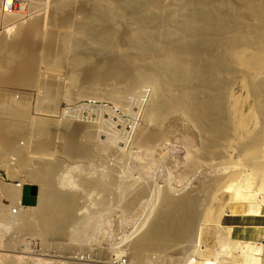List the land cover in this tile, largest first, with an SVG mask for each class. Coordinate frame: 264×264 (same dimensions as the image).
I'll return each instance as SVG.
<instances>
[{"label": "rangeland", "instance_id": "obj_1", "mask_svg": "<svg viewBox=\"0 0 264 264\" xmlns=\"http://www.w3.org/2000/svg\"><path fill=\"white\" fill-rule=\"evenodd\" d=\"M17 1H20L19 3H22L23 5H25L24 13H23V11L19 10L21 13L20 14L19 11L17 12L16 9L14 10L12 8L14 10L13 12H15L18 16H15V17L9 16L8 18L6 17L5 20H6V22H8V24L9 23L10 24L15 23L16 25L15 24H13V25L9 24V26H11V27L6 28L5 31H4V29H1L3 27L2 25H4L3 22L5 20L4 19L1 20V18H0V29H1L0 30V39L8 41V43L9 42L13 43L17 40H20L19 41V43H20L21 41H23L25 39L24 37L26 36L27 32L32 33L30 31H33L34 33L37 34V38H35L36 50L39 49V51H42L41 48L43 47V49L45 51V49H46L45 47L47 46L45 44H47L46 39H47L48 33L50 35L53 30H50L49 26H51V24L48 23L49 21H46L48 19L42 20L43 22H45V23H42V24H44L45 28L43 26L40 27L41 22H39L38 19H40L39 17L45 18V17H47L46 15L50 14L49 13L51 11L50 0H45V1L44 0H36V1L35 0H17ZM76 1L80 2L81 0H75V6H73V7H77L79 4V2H78V4L76 5V3H77ZM107 1L110 2L111 0H107ZM159 1H162L161 3L163 5L164 4L165 5H171V3H175V2H179V1H183V0H179V1L178 0H158V4L160 5L161 3H159ZM217 1L218 0H216V2ZM226 1L228 2V0H225V2ZM238 1H241V2H239L240 4H238ZM244 1L243 0H237L235 2H237V4L242 7L244 5ZM253 1L254 0H252V2ZM216 2L213 1L214 4L212 5L211 4L212 1L210 0V4H209L211 6H214L212 9L210 8L211 10L214 9L213 10L214 12H216L217 10L219 11V9H220V8H218V6H216V8H215ZM229 2L233 3L232 0L231 1L229 0ZM260 2H261V0H260ZM260 2H258L259 5H260ZM263 2H264V0H263ZM258 3L256 6H258ZM175 4L177 5V3H175ZM178 4H180V3H178ZM182 4H183V2L181 3V5L179 7H181ZM235 4L236 3H234L233 4L234 6H232L233 8H231V11H230L231 13L229 12L228 9L227 10L229 13L227 12V10H225L229 14V15L226 14L229 17L228 18L229 20H227L226 22L229 21V23H233L231 17H234L233 18V20H234L237 17V15H242V13L239 14V11L243 12L242 8H240V6H237V4L235 6ZM253 5H252V7H253ZM30 6L32 7V9ZM38 6H40V8ZM246 6H247V2H246ZM246 6L244 5V7H246ZM256 6H254V7H256ZM263 6H261V8H259L260 7L259 6L256 9H258V10L260 9L259 11L262 12L261 9L263 8V10H264ZM165 7H167V6H165ZM237 7H239V8L237 9ZM34 8H36V9H34ZM176 8H177V6H176ZM208 8L209 7H207L206 9H208ZM234 8H236L237 10H239V9L240 10L237 12V10H235ZM249 8H251V5ZM40 9H42V10L44 9V10L41 12ZM188 9H189L188 11H191L190 8H188ZM248 9L246 10V12L248 11L246 15L250 16V14H248V13L251 12L253 9L252 8H251L252 10L251 9L248 10ZM76 10H78V9L74 8V11L72 10V12H75ZM183 10H186V7L184 9H182V12H181L182 14L179 13L180 16L177 14V16L181 17L180 22L182 19H184L182 16L186 13L184 11L185 13L183 14ZM208 10H207V13L209 12ZM232 10H234V13ZM243 10L245 11L244 8H243ZM255 10L252 11V13H255V16L258 14L260 15V14L264 13V12L258 13L259 12L258 11L256 14ZM37 11H40L41 13L38 12L39 13L38 14V13H36ZM220 11H221V9H220ZM235 11L237 12V15H235ZM76 12H75V14H76ZM78 12H79V10H78ZM171 12H173V11H171ZM171 12H170V14H172ZM222 12L223 11H221V13ZM79 13H81V12H79ZM125 13H127V15H128L129 12L125 11ZM190 13H188L187 16H189ZM130 14H131V12H130ZM133 14H136V13L134 12ZM230 14H232L233 16ZM243 14H245V12H243ZM78 15L79 14L77 13V17H78ZM125 15H123L125 18L124 21H126L127 19L128 20L126 22L120 21L119 24L117 22V25H116V26H118L117 29H119V28L125 29V27L127 26L126 28H128V29L130 28L131 31H134V32H132L134 34L135 33L136 34L141 33L142 31H144L143 28L146 27V26H144L146 24L145 18H144L145 22H143V17L142 18L139 16L135 17V18H138V20L141 19L140 21L143 22V24L145 23L143 25L140 22V25H139L138 20H137L138 23H135V22L133 23V21H136V19L132 18L135 20H131V19H129V18H131L130 15H129V18H127L128 16H125ZM172 15L174 16L175 14H172ZM168 16H170V15H168ZM260 16H259L260 18L264 17L262 15H260ZM80 17L81 16L79 15L78 18H80ZM120 17L121 16H118L117 19L118 20L121 19ZM184 17H186V15H184ZM211 17H212V15H211ZM242 17H244V16L242 15ZM246 17L248 20L249 19L248 16H246ZM252 17H251L250 21L252 20ZM47 18H49V15ZM188 18L190 19V16ZM253 18H256V17H253ZM19 19L20 20L22 19L23 21L22 20L20 21ZM129 20L132 21L131 23H133V24L128 23ZM255 20L251 21V22H255ZM38 22H39V24H38ZM182 22H184V20ZM6 24L7 23H5V25ZM45 24H46V26H45ZM129 24H130V26H129ZM228 25L230 26V24H228ZM228 25L227 26L225 25V26L227 29L226 31L229 32V30L232 27L231 26L229 27ZM232 25H234V23ZM21 27H22V29H21ZM227 27H229V28H227ZM53 28L54 27L52 26L51 29H53ZM173 28L176 29V27H172V29ZM139 29H141V30L143 29V30L141 32H138V31H140ZM178 29L179 28H177V30ZM180 29H181V27H180ZM177 30H176V32H178ZM181 30L178 32L177 37L178 36L180 37L183 34L186 35L184 30H183V34L180 35V33L182 32ZM118 31H122V30H118ZM231 31H232V29H231ZM3 32H5V33H3ZM228 32H226V34ZM38 33H39V35H38ZM72 33H74V32H72ZM36 34H35V37H36ZM65 34L70 35L71 32L70 33L67 32ZM230 34L232 36V33H230ZM230 34H227V35H230ZM22 35H23V37H22ZM227 35L225 36L226 38H228ZM19 36H21V38H19ZM231 36H229V37H231ZM78 37L76 34L75 38H78ZM84 37L82 36V39L85 40L87 38V41L90 40L91 42L88 41L89 44L93 43L92 45H94V48H96V49H94L92 47V45H87V46H89V48L87 49V52H86V50H84L85 52L84 51L82 52L83 54L85 53L84 55L82 54L84 56V57H82V59H80L81 58L80 56H82L81 51L76 52L78 55L80 53L79 56L78 55L75 56V54H73V53H75V51L72 53L73 55L70 53L72 51H69V53L66 52L65 55L69 54L68 57L66 56L67 60H69V61L66 62L65 58H64V60H65V63L69 62V64L67 65L68 68L66 67L65 63L61 64V62H60V63H58L59 67L64 66V68L58 69V66H57L58 64H56L57 67H55V64H53V66H54V70H53V67L50 66L52 63L51 64L49 63L50 65H47V61L42 60V59L41 60L43 62L39 61L40 60V56H39L40 52L38 53V50H37V51H35L37 53L35 54V52H34L33 56L35 59H37L38 62L36 60H34L36 71H32L33 72V80H31L30 83L24 84V85H20L18 83H15L16 84L15 85L13 83L14 84L13 85L12 83L9 82L10 78L15 76V75L16 76L20 75L23 77V74L24 75L26 74L27 71L23 72V71H20V69L18 68L19 63H18V66H16V64L12 66V69L14 68L13 70L18 72V74L15 71L12 72V69H7L9 71L5 70L7 72L4 71L5 77L8 78L9 80L6 81L5 83L0 82V97L3 98L1 101H3L5 98H7V99H5L6 101L4 100L5 102L3 101L4 103L3 102H1V103L7 104V106H8V104L10 105V103H11V105H10L11 107H12V105L14 107V104L21 105L22 103H24L23 106L25 107V105H26L25 108L28 109V110L24 109V107L21 105V107H23V109L26 110V112L28 111L27 112L28 114H26V116H28L27 119H26V116L24 117L27 121L23 118L24 119L23 121H25L28 124L27 125L25 123L28 126V128L26 126L28 131L27 132L25 131V134L24 133L20 134V137L17 138L18 140H16L17 144H15V145L18 147H21V150L23 149L26 152V155H27L29 162L27 163V165H25V166H27L26 168L28 170L25 169V166L19 164L21 167L20 168L21 171H20L19 165L17 164L19 162L17 161V163H16L15 160H17V157L14 155V153H13V155H12V153H10L11 155L10 154L6 155L5 157H3L4 159L0 160V191H1L0 192V264H136V263H139V264H244V258H243L244 255L243 254H245V253L247 254L248 252H250L252 245L260 247V251L255 253V258H259L258 259L259 264H264V192H260V191L258 192L257 191L258 184H260V183L264 184V178H263L264 177V169H263L264 168V165H263L264 164V159H263L264 158V145H262L263 146L262 147L263 150H262L260 145L263 143L259 144L260 148L258 147L259 148L258 150L260 152H258V151L257 152L262 154V152H261V150H262L263 155L259 154L258 155L259 157L256 155L257 158L255 157V159L257 160L260 168H258V170L256 169L255 171H254L255 166L253 165V163L255 162V159L253 158L254 159V161L252 160L253 162H251V160L250 161L248 160L249 162H247L246 157H244L245 155L242 154V152L244 153V150L242 151L241 150L242 148L240 147V146L243 147V145H244L242 142L243 140H244V142L245 141L248 142L247 139L245 140V138H247V137L252 138V135L255 136L254 138H256V137H258V133H260V131H261V133L264 134V130H263L264 128H262V127H264V116H263L264 115V113H263L264 107H262L264 104L263 103L264 102V100H263L264 95H262L263 92L261 94H259L261 97H263L262 98L263 101L259 102L257 100H260L261 98L259 96L255 97L256 95H258V93L255 92L256 95H254L256 100L253 97V94H250L252 91L251 89H253V88L249 87L250 82H252V81L249 82L248 78L251 79L253 77V74L251 77L245 78V76H247V74L249 72H246V74H245L244 72L246 70L243 71V70H241V68H238V67H237V69L240 71V73H242L243 77L241 74H238L239 73L238 71L233 72L234 69H231V68L237 66L235 63V66H232L231 68L228 67V69H230L231 72H229L230 70H225L229 73V75H231L230 73H233L232 74L233 76H231L232 79L230 78V76L229 77L227 76L228 73L226 72L225 76H226V78L228 77L229 79L225 80L226 78L225 79L222 78V77H225L223 75V73L225 74V71L222 72L221 67L219 68L218 71H220V72H217V75L219 76V73H222V74H220L221 77L219 76L221 80H219V78H217V79H218V84L220 81V84H219L220 86L219 85L218 86L221 90H219L217 87V91L215 90V93L221 92V95L224 97V98L222 97V100L224 99L223 101H225V102L223 104L222 103L221 104L224 106V107L223 106L222 107L224 108L223 111H225V112H222V113L227 114L226 121L229 120V122L227 121V123H229V124L231 123L232 125L230 124V126L231 127L233 126V127L230 129V127H228V125H226V127H228V129H230V131H229L230 133H227V131H226L227 136L231 134V137L228 136L229 138H227V139L224 138L225 141L223 139V142H222V138L220 141V139H219L220 136L216 135L218 133L217 132L218 130L215 131V132H217V133H215V136L218 138V140L221 143H223V144H221L218 141V144L220 146L217 144L218 147H216L217 145L215 146V143H217V142L214 143L213 141L215 138L211 137V136H213V133H214L213 130H216L215 129L216 126H215V128H214V126H212L213 127V129H211L212 132L208 128V130L212 134L207 133L206 127L204 129L205 131H203L204 127L201 128L200 125L202 123H204V125L202 124L203 126H207V127L211 126L210 125L211 119L210 120L204 119L205 121L209 120L208 122H206L209 126L207 124L205 125V122L202 120H201V124H199V122H195L196 120L194 119V117H192V115H189L188 113H186L185 105L182 104L183 102L180 101L181 97L178 96L180 91L175 89L176 87H174L173 89L170 88L172 91L169 89H166V90H168L166 94H165L166 90L160 91V88H159V92L164 93L166 97H167V94H169V97L172 94L173 99H172V96L170 99L174 103L170 107H167V109L163 113V116L160 117V119H162V121L160 120L161 122L157 119L160 124H158V122H157L158 126H156L157 125L156 122L151 123L145 117L146 116L145 113H147L148 107L150 108L151 105L156 100H158V98L155 101L153 99V98H155L156 95H157L156 97H158V95H159V94H157V93H159V92H157L158 89L156 88L157 91L155 90L153 83L143 81V83L140 82V84H135V86L133 85L130 89H126L127 87L124 88V86H126V85H122L121 83H123V82L121 80H118L119 77L117 78V76H114L115 78H113V76H111L110 77L111 80L108 77L107 78L108 83H106V81L104 80L105 79L104 77H103V81H102L101 79L97 78L95 76V74H93L94 76H91L92 72L94 71V70H92V69H94L93 68L94 66H92V65L97 66L99 64V66H100V63L101 62L104 63V61H105L104 64L106 65V62L111 60V56L116 57V55L117 56H122V55L123 56H125V55L130 56L133 52V54L131 55L133 57L139 53V50H140V52L141 51L145 52L146 48L144 50H141L133 44H129V45L127 44L128 45V47H127L126 43H125V46L123 43H118V45L117 44L112 45V44L101 42V40L99 41L98 39L95 40V42H94V40H93L94 38L93 39L91 38L93 41L91 39H88L92 36H89V37L86 36L85 38ZM183 37H184V35H183ZM22 38H24V39H22ZM48 38H49V36H48ZM80 38H78V39H80ZM160 38L161 37L158 36V39H160ZM183 39L188 40L187 35H186V38L184 37ZM161 40H158V41H161ZM176 40L181 41L180 38H176ZM185 41L186 40H183L182 43H184ZM84 42H86V40ZM88 42H86V43L88 44ZM163 43H164V41H163ZM178 44H176V45H178ZM225 44H224V46H226ZM262 44L264 46V40H263V42L261 41L260 45H262ZM122 45L124 46L125 50H127L131 53L125 51L123 49ZM234 45L235 44H233V47H234ZM90 46L95 50V52H92L94 50H92V48L90 49ZM98 46H99V48H98ZM132 46H134V47H132ZM263 46L257 47V48H259L258 50L260 52L262 51V50H260V48L263 49L264 48ZM226 47L227 48L229 47L228 44ZM233 47L231 46V48L229 49L230 53L235 51V49ZM236 47L237 46H235V48ZM253 47L255 48L256 46H253ZM89 49H90V53L92 52L95 56L93 54L90 55V53L88 52ZM231 49H232V52H231ZM154 50L155 49H152V48L148 49L147 48V50L145 52L146 55L144 54V56L148 57L147 55H149L150 58L149 57L148 58L151 61L145 57H144L145 58L144 60L148 59L150 62H153L155 58H158V56L155 54L157 52H155ZM258 50L256 52L260 53V52H258ZM247 51H248V53H250L253 50H252V48H251V50H248V48H247ZM120 52H121V54H119ZM86 53H88V54H86ZM171 53H174V51L170 52V55L172 56ZM263 53L264 52H262V54ZM70 54H71V57L73 56V58L75 57V59H76V57H78L80 60L76 59L78 61H75V59H74V62H75L74 63L72 60L73 58L72 59L70 58ZM110 54H112V55L110 56ZM35 55L37 57H35ZM65 55H64V57H65ZM170 55H167V56H170ZM85 56H87L86 58H88V59H85ZM101 56H102V58H100ZM108 56H110V57H108ZM155 56H157V57H155ZM162 57L163 56L158 58V60H160V58L162 60H161V62L158 61L157 64H159V63L164 64L163 61H165V59L163 60ZM231 57H232V55H231ZM83 58L85 61H83ZM228 58H229V54H228ZM86 60H88V61H86ZM144 60H143V62H146L149 65L150 62L148 63L147 61H144ZM231 60H232V58H231ZM231 60H229V61L231 62ZM44 61H45V63H44ZM53 61H54V59H53ZM227 61H228V59H227ZM70 62L71 63L73 62V65H71ZM79 62H81V65L84 63L85 64L81 66L80 64H78ZM98 62H100V63H98ZM110 62H107V63L109 64ZM143 62H141L142 65H143ZM76 63L78 65L77 67H79V68L76 67L77 69L74 68ZM104 64L103 65L101 64V66H104ZM190 64H193V63L191 62ZM228 64L234 65V63H232V62L228 63ZM148 65L145 64V66H144L145 70H149V69H151V67L154 69V66H156L153 63H152V66L150 63L151 67ZM195 65H197V64L195 63ZM91 66H92V68H91ZM146 66H148L150 68L147 69ZM206 66L207 65H205V67ZM80 67H82L83 69ZM226 68L227 67H225V69ZM16 69L17 70L19 69V70L17 71ZM79 69H82V71ZM86 69H87V72H86ZM237 69L235 68V70H237ZM223 70H224V68H223ZM84 71H85V73H84ZM89 72H91V74H89ZM165 72H166V74H165ZM170 72H171V68L168 69L167 71H164V73H163L164 74L163 79H164V82H166V83H168V78H169ZM11 73H13V75ZM250 75H251V72L249 73V76ZM237 76H238V78H237ZM255 76L256 75H254V78H255ZM70 77L75 78L76 81L73 82ZM87 77H89V78H87ZM239 77H241V78H239ZM92 78L94 80L96 79V82H94V80ZM254 78H252V80ZM75 79H73V80H75ZM89 79L90 80L92 79L93 81L92 80L90 81ZM222 79L225 81H222ZM245 79H247V80H245ZM257 79H258V77H257ZM99 81L103 82V83L100 82L102 85L99 83ZM111 81H112V83H111ZM92 82H94V83H92ZM253 82H254V80H253ZM105 83H106V85H104ZM221 83L224 85H222ZM252 83H251V85H252ZM17 84H18V86H17ZM246 84H248V85L246 86ZM45 85L46 86L50 85V86H47L48 87L47 88ZM189 85H190V83H189ZM44 86L47 89L44 88ZM195 86L197 87V85H195ZM91 87H93V88H91ZM95 87H98V89H96ZM111 87H114L112 95H111V93H112ZM190 87H192V84ZM247 87H249L248 90H247ZM49 88H51V90ZM188 88L189 87H187V89ZM194 88L192 87L191 90L193 91ZM222 88H224V89H222ZM43 89L45 91H43ZM92 89L93 90L95 89V90L93 91ZM106 89H108L107 91L110 90L111 92L107 93ZM56 90H57V92H56ZM117 90H118V92H117ZM189 90H190V88H189ZM168 92H171V93H168ZM50 93H51L50 96H55V97L58 96L57 101H59V103H57V101H56L55 104L57 103L58 105L56 104L57 107L54 106V108L55 107L57 108L56 110L53 109V107L50 108V106L45 104L44 100L46 99V101H47V99L50 96L49 97L47 96L48 98H45V97H46V95H49ZM57 93H60V94H57ZM218 93H216L217 97H219V96L221 97V95L220 94L218 95ZM120 94H121V96H120ZM114 95H115V98L112 97ZM42 96L44 97V100H43ZM206 96L208 98L207 94H205V98H206ZM10 97H11V99L12 98L13 99L9 100ZM116 97L117 98L119 97V100L116 99ZM202 97H203V95H202ZM122 98H124V101ZM40 99H42V101ZM152 99H153V103L151 102ZM8 101H10V102H8ZM6 102H8V103H6ZM12 102H15V103H12ZM39 102H41V103L43 102L47 106H44L43 104H41ZM259 103H263V104H261V107H260ZM227 105H228V107H225ZM253 105H254V107H252ZM176 106H178V107H176ZM256 106H257V108H258V106L261 109L263 108V110H261L260 108H258L259 110H257ZM44 107H45V109H44ZM173 107L176 109L174 110ZM194 107H196V106L194 105ZM235 107L239 112L236 111ZM248 107H249V109H248ZM178 108H180L179 109L180 111L179 110L177 111ZM225 108H227L228 110ZM46 109H48V110H46ZM168 109H169V111H168L169 113L167 112ZM51 110H52V112H51ZM226 110H227V113H226ZM55 111H57V112H55ZM170 111H171V113H170ZM235 111L238 113L235 114L236 113ZM261 111L263 113L262 115L257 114V113H261ZM255 112L257 115L255 114ZM0 113H2L1 110H0ZM3 113H5V112H3ZM3 113L0 114V119L2 118L1 119L2 122L7 123L6 121H8L10 117L6 113H5V115H6V117H5V115ZM241 114H242V116H241ZM58 115H60V116H58ZM258 115H261L262 117L261 116L258 117ZM164 116H166V117H164ZM176 116H178V117L176 118ZM221 116H222L221 122L223 121L226 123V121H224L225 118H223L225 115L224 116L221 115ZM228 116L231 118H229ZM242 118H243V121H245L244 118H246V122H247L246 125L247 126L245 125V122L243 123L245 125L246 129L244 127L242 129L238 125V123H239L238 119L242 120ZM252 118H254L255 120ZM11 119L14 120V118H11ZM17 119L15 118L14 121L17 122ZM39 119L48 120V122H50V123L53 120H54V122L56 121V123H54V126L56 128H54V126L52 125L53 127H51V129L52 128H54V129H52V131L50 129V132H51L50 138L52 139V142H54V143H51L52 145H50V147H49L50 148L49 152L45 151L41 154V156L39 155L40 153H37V151H35V148H34L36 141H38L39 138L41 139V137H42L40 135L41 132L38 134L37 130L34 128V127H37V122H39ZM4 120H6V121H4ZM13 120H11V121H13ZM168 120H169V122H168ZM211 121L213 123V120H211ZM150 123H151V125H150ZM154 124H156V125H154ZM235 124L239 126L238 132L235 131L237 129V126ZM66 126L68 127L67 131L70 130L69 133L65 132ZM84 126H85V129L87 128L86 129L87 131L89 130L88 134L90 135V139L92 140V142L95 141L97 143V144L94 142L92 143L93 144V147H92L93 154H95L96 156L92 154L93 155V157L91 156L92 160L84 159L85 163L80 162L81 160L83 161V158L82 159L80 158L81 156L79 157V156H77V154H75V156H74V154H73L74 152H76L75 150L77 149V144H78V142L76 140L77 138H75V137H77V136H75L76 132H78V129H80V127L82 128ZM149 127H152L153 129L149 128ZM198 127H200L201 129H199ZM145 128H146V130H148L147 131L148 133L147 132L146 133L150 137L149 138L148 136L147 137L143 136L144 138H149V140H150V141L148 140L149 142L146 140L148 142V143L145 142V146L147 145L146 147L135 144L136 143L135 139L137 140V138L142 135L141 132L145 133V131H146ZM234 128H235V130H234ZM260 128H262V129H260ZM142 129L144 130V132L141 131ZM150 129L153 132L156 130L158 132L157 135L155 132L154 133L151 132V134L153 133V135H151L149 132ZM228 129L225 128V130H228ZM232 129L235 131V133H238V135L236 134L237 137L235 135H232V134H234L231 131ZM33 130L36 131V133L33 132ZM98 131L100 134L98 133ZM159 132L161 133V135H163L162 138H160L161 135H159ZM32 133H34V134H32ZM54 133H56V135ZM224 133H225V131H224ZM64 134H66V135H64ZM138 134H139V136H138ZM147 134H145V135H147ZM154 134L158 137V139L160 138L161 141H160V139L159 140L157 139L155 141L152 140L151 137L154 138L155 137ZM206 134L210 137H207ZM263 134H262V136H261V134H259V136H261L260 140L262 138V140L260 142H264ZM39 135H40V137H39ZM233 136L236 137V140H234ZM243 137H244V139H243ZM140 138H138V139H140ZM210 138L213 139L212 142L209 141ZM239 138L241 139L242 143L239 141ZM96 139H97V141H96ZM248 139H250V138H248ZM216 140L217 139H215V141ZM251 140L252 139H250L249 141H251ZM156 141H157V143H156ZM163 141L165 144H163ZM237 141H239V142H237ZM159 142H161V143H159ZM158 143H159V145H158ZM208 143L210 144L209 147L211 146L210 148H213V149L217 148V149L212 150V149H209L208 146L204 145V144L208 145ZM213 143H214L215 147L213 146ZM53 144H54V146H53ZM237 144H238V147L241 149L236 147ZM69 145H71V147ZM68 147H70V148H68ZM142 148H143V150H142ZM225 148H226V150H225ZM121 149H122V151H120ZM208 149L210 151H208ZM213 152H214V154H213ZM238 153H239V156H238ZM204 156H205V158H204ZM74 157L75 158L79 157V158L75 159ZM189 157H191V158H189ZM5 158L8 161H6ZM240 158H241V160H240ZM42 159H44V160H42ZM190 159H191V161H190ZM77 160H79V161H77ZM229 160H230V162H229ZM231 160H232V162H231ZM95 161H96V163H95ZM187 161H188V163H187ZM192 161H194V162L192 163ZM197 161H198V163H196ZM73 162H75V163H73ZM257 162H255V164ZM38 163L42 164V166L44 168H42V166H40L41 167V170H40ZM46 164L49 166L52 165V167H53L52 171H53V169L56 171H57V169H60V170H62V173H64V172L66 173L67 171H70V172L76 171L77 172V169L81 170V168H83L84 172H86L87 174H89L92 171H94L95 173L97 172L98 173L97 175L94 174L95 177H97L100 174L99 172L106 171V170H108V171L110 170L111 172H115L114 174H116V173L118 175L121 174V176L119 175V177H116L118 175L117 174L115 175L116 181L114 179L115 183H114L112 189L110 190L111 192L109 191L106 195L103 196V201L105 204L100 201V198H101L100 196L102 194L100 193L98 188H95V192H94L95 195L90 196V195H92V194H90L89 196H87V198L90 197L91 199L89 198V201H88V199L86 198L87 201H85L83 203L84 205H86V207L83 204H82L83 206L81 205L82 207L81 206L79 207V209H83V210L77 211L78 212L77 215H79V216H76V219L72 220V222L74 221L73 223H71L72 226L70 225V223L68 225H66V227L69 225L70 226L67 228L65 227L66 231L63 230L64 234H62L63 233L62 232V233L57 234V236L49 235L50 237L43 236V238H42V234L40 235L39 233H37V230H39L38 229L39 228V223H38L39 220L37 217H34V218L37 219V220L35 219V221L38 224H35L36 222L33 221V219L31 220L32 225L34 224V225L38 226V228H36V232H34L35 230H33L34 234L31 233L32 230H29L30 232H28V230H26L27 232H25L23 230L24 231L23 232L20 227H19L20 229L17 228V226H19V224L17 225V222L18 223L20 222V221H17L18 216L20 214V212H19L20 209L17 208L18 206L17 207L14 206V202H13L12 198H10L9 196L7 197V194L3 193V189L5 192L8 190V188L17 187V186L21 185L22 181H23V183L25 182L26 184H28L30 181L29 180V178H30L29 172H31V170H33L35 168H39L38 170H40V172L44 169H45L44 171H46L47 169H49L48 167L44 166ZM80 164L83 166L81 167ZM192 164H195V165L193 166ZM101 165H103V166H101ZM75 166H76V168H75ZM92 166L93 167L95 166V168H93ZM22 167H24L23 170H22ZM91 167H92V169H91ZM109 167H110V169H109ZM261 167H263V168H261ZM55 168H57V169H55ZM66 169H68V170H66ZM70 169H72V170H70ZM83 169L81 171H83ZM26 170L29 174L28 176H27V172H25ZM38 170L35 169L34 172L38 171ZM50 171L51 170H49V172ZM238 171L241 172L242 176L238 177L239 179L238 178L234 179L236 176H240V175H237L239 173H236ZM118 172H120V173H118ZM234 172L236 175L233 174ZM54 173H55V171H54ZM56 173L58 174V172H56ZM229 173H232V174L229 175ZM251 173H254L255 175L251 174ZM57 174L55 175V177L57 176ZM233 175L235 177L231 178V176H233ZM55 177H53V179L51 178L53 180V181L52 180L51 181L54 182L52 186L57 187V184H58V188L60 190H61V188H63V189L68 188V187H66V185L63 182L60 183L61 181L65 182L64 176H63L64 180H63L61 175H59V177L58 176L56 177V179L61 178V179H59V181L57 180L58 183H56V180H54ZM247 179H248V181L249 180L252 181L251 183H252V185H254V186H252V189L250 191H241L240 193H239V191H236L235 189H238L241 186L240 183H242L244 180H247ZM230 180H232V181H230ZM125 181H127L128 183ZM238 181L239 182L241 181V182L239 183ZM65 183H67V182H65ZM116 183H117V185H116ZM118 183H120L119 186H118ZM121 183H123V184H121ZM59 185L60 186L63 185V186H61V188H60ZM117 186H118L119 192L117 191L118 190ZM123 186H125V187H123ZM211 186H212V188H211ZM230 186H232L231 190H230V188H228ZM254 188H255V190H254ZM166 190H168L169 194L173 195L172 199H174L176 197L177 198L183 197L186 194H187V196L189 195L190 197L192 195L193 199L196 197L194 199V203L196 202V204L195 205L193 204V209H195L194 214H196V216L192 215V216H195L194 217L195 219L192 218V224H191L192 227L190 228L191 230H189L191 233L188 232L187 235H189V236L185 237L184 240L187 239L185 242H183L184 240L181 241V243H180V241H178L179 243H177V245H175V246H178L179 244L180 245L183 244L181 246L179 245L181 248L179 246H178L179 248L176 247L178 250H176V248L174 246L173 247L175 248V250L173 249V247L171 248L172 250L164 249V247H166L167 244L164 246H160L161 249H158L159 246H157L158 248L156 246H155L156 248L150 247L151 249L149 248V250H148L149 252L146 249L145 250L146 252L143 253L144 249L142 250L140 258L142 256V254L143 255L145 254L143 256L144 258H141L139 260V262H138V259H136L137 261L136 260L133 261L135 258L132 260V258H133V255H132L133 252L132 251H133L137 236H139V234H141L143 232V230H145V229H143V227L147 228V226H148L147 224H149L151 219H154V217L152 215H156L158 211L160 212L163 209V207L162 208L160 207V205H161L160 203L163 201L162 200L163 199L162 198L163 197L162 192H164L163 195L166 196V193H167ZM122 192H124V193H122ZM157 192H158V194H157ZM98 193H100V195ZM117 194H119V195H117ZM159 194H160V196H159ZM134 195H136V196H134ZM157 195H158V198H157ZM171 195L167 194V197H171ZM118 198H120V199L118 200ZM155 198H157L156 201H155ZM160 198H162V199H160ZM68 199H69V197H68ZM92 199H95L96 201L92 200ZM160 200H162V201L160 202ZM90 201H91V204H89ZM93 201H94V203H93ZM98 201H100L102 203V206L103 205L104 206L103 207L100 206V202H98ZM153 202L156 205L153 204ZM21 203H22V200H21ZM149 203H151V204H149ZM93 204H95V205H93ZM22 205H23V203H22ZM23 206H25V205H23ZM92 206L93 207L95 206V207L91 208ZM161 206H163V203ZM11 207L12 208L14 207L13 210H16L17 214L12 213L13 211L10 210ZM158 207H159V209H158ZM84 208L87 211H85ZM155 208H156V210H155ZM160 208H161V210H160ZM149 212H150V214H149ZM81 213H83V214H81ZM11 215L16 217V218H14L16 221V222H14L16 224V226L14 223H13V225H10V223H9V221L12 217ZM149 216H151V219ZM142 217H143V219H142ZM14 219L12 217L13 221H14ZM18 220H20V219H18ZM143 221H144V223H143ZM33 226H32V228H33ZM35 227L36 226H34V229H35ZM19 231H22V232L19 233ZM65 233H66V235H65ZM25 234H28V235H25ZM63 236H65V237H63ZM22 237H24V238H22ZM44 237H46V238H44ZM8 242L10 245L8 244ZM237 242H239V247H240V248L238 247L239 249L236 248V245H235V243H237ZM9 247H12V248L9 249ZM169 247L167 246V248H169ZM182 248H184V249L182 250ZM236 249L238 251H236ZM225 251H227V252H225ZM19 257H20V259H19Z\"/></svg>", "mask_w": 264, "mask_h": 264}, {"label": "bare ground", "instance_id": "obj_2", "mask_svg": "<svg viewBox=\"0 0 264 264\" xmlns=\"http://www.w3.org/2000/svg\"><path fill=\"white\" fill-rule=\"evenodd\" d=\"M36 1V0H35ZM45 1V0H44ZM179 1V0H178ZM212 1V5L214 4L213 3V1H215L216 2V0H211ZM231 1V0H230ZM233 1V3L232 2H229V0H228V2L226 1L225 2V0L223 1V0H218L216 3H215V8H216V6H218V8H220L221 9V11H225V10H229V12L231 11V8H233L232 6H234L233 4L234 3H236L237 4V2H235V1H237V0H232ZM244 1V0H243ZM257 1V0H256ZM255 0L252 2V0H245L244 1V5L246 6V2H247V6L246 7H244V5L241 7L240 5H238V4H240L239 2H241V1H238V4H237V6H240V8H242V11L243 12H245V14H243V12H240L239 10H237L239 7H237V9L236 8H234L235 10H237V12L239 11V14L240 13H242V15L244 16V17H242V15H237V12L235 11V15H237V17L233 20V18L234 17H231V19H232V21H233V23H234V25H232L233 23H229V21L228 22H226L227 20H229L228 18V10H227V12L224 14L223 12V14L221 13V11H220V9H219V11L217 10L216 12H214L213 10H211L214 6H211V5H209L210 4V0H183V1H179V2H175V3H177V5L175 4V3H171V5H163L161 2L162 1H159V3H161L160 5L158 4V0H111L110 2L109 1H107V0H81L80 2L79 1H76L77 3H76V5L78 4V2H79V4H78V6L77 7H73V6H75V0H50V9H51V11L49 12L50 14H48L49 15V18H47L48 17V15H46L47 17H45V18H42V17H39L40 19H38L39 20V22H41L40 24H41V26L40 27H44V24H42V23H45V22H43L42 20L43 19H48V20H46V21H49L48 23L49 24H51V26H49L50 27V30H53L52 32H51V34L49 35V33H48V36H49V38H48V36H47V39H46V42H47V44H45V45H47L45 48V51H44V49H43V47L41 48V50L42 51H39V49H37L38 50V53L40 52V54H39V56H40V60L39 61H41V62H43L42 60H45V61H47V65H50L51 63V67H53V70H54V66H53V64H55V67H57L58 66V69L60 68V69H63L64 68V66L63 67H59V64L58 63H60L61 62V64H63V63H65V60H66V62L67 61H69V60H67V57L69 56V54H67V55H65V53L66 52H68L69 53V51H72V52H70L71 54L75 51V53H73V54H75V56H77L78 54L76 53V52H80L81 51V55L83 54L82 52L84 51V50H86V52H87V49L89 48V46H87V45H92L93 43H90L89 44V42L88 41H90V40H88L87 41V38L85 39L86 40V42H88V44L86 43V42H84L85 40L84 39H82V36L84 37H89V36H92V37H90V38H88V39H93L94 40V42H95V40H101V42H104V43H108V44H112V45H118V43H123L124 44V46H125V43H126V45L128 44H133V45H135V46H137L139 49H141V50H144L145 48V52H146V50H147V48L149 49H155L154 51L155 52H157V53H155L157 56H158V58L159 57H161V56H163L162 58H163V60L165 59V61H163V63L164 64H157V62L159 61V62H161V58H160V60H158V58H155L154 59V61L153 62H150L151 60L149 59L150 58V56L149 55H147L148 57H145L144 56V54H145V52H140V50H139V53L138 54H136V56H131L132 54H133V52H132V54L130 55V56H128V55H125V56H117L116 55V57L115 56H111L112 54H110V56H111V60H109V61H107V62H110L109 64L106 62V65L104 64L105 63V61H104V63H100V62H98V63H100V66H99V64L96 66V65H92V66H94L93 68L94 69H92V70H94L93 72H92V74H91V72H89V74H91V76H94L93 74H95V76L97 77V78H99V79H101L102 81H103V77L105 78L104 80L106 81V83H108V77H109V79H110V77L111 76H113V78H115L114 76H117V78L119 77V79L118 80H121L123 83H121L122 85H126V86H124V88H126V89H130L133 85L135 86V84H140V82L141 83H143V81L144 82H150V83H153V86H154V88H155V90L157 91V89H158V91L157 92H159V88H160V91H165L166 89H169V90H171L170 88H174V87H176L175 89H177L178 91H180V93L178 94V96H180L181 97V100L180 101H182L181 103L182 104H184L185 105V108H186V113H188L189 115H192V117H194V119L196 120L195 122H199V124H201V120L202 121H204L205 122V125L207 124L206 122H208L210 119L211 120H213V123H212V121L210 120V125L211 126H209L208 124V126L209 127H207V126H203L204 125V123H202L201 125H200V127L201 128H203V131H205L204 129H205V127H206V130H207V133H210V134H212L211 132H212V130L211 129H213V127L212 126H214V128H215V126H216V130H213V136H211V137H213V138H215V139H217L216 141H215V139H214V143L215 142H217V143H215V146L218 144V138L215 136V133H217L216 135H218V136H220L219 137V139H220V141H221V138H222V142H223V139L225 138V139H227V138H229V137H231V134L230 135H228L227 136V133H230L229 131H230V129L233 127H231L230 126V124L229 123H227V121L229 122V120H227L226 121V118H227V114H224V113H222V112H225V111H223V103L225 102V101H223L222 100V95H221V92H216V93H218V95L220 94L221 95V97L219 98V97H217V94L215 93V90L217 91V87H218V89L219 90H221L220 88H219V84H220V81H219V84H218V79L217 78H219V80H221L220 79V77H221V75L220 74H222V73H219V76L217 75V72H220V71H218L219 70V68L221 67V69H222V72L223 71H225V70H230V69H228V67L229 68H231L232 66H235V63H236V67H232L231 69H234V71L233 72H235V71H238L239 73L238 74H241L242 75V73H240V71L237 69V67L238 68H241V70H243V71H245L244 73L246 74V72H251V75L249 76V73L247 74V76H245V78L246 77H251L252 76V74H253V77L252 78H254V75H256L255 76V78L253 79L254 80V82H253V80H252V78L251 79H249L248 78V80H249V82L250 81H252V82H250V85H249V87H251V88H253V89H251L252 91H251V93L250 94H253V97H254V95H256V93H258V95H256L255 97H257V96H259L261 99L260 100H257V101H259V102H261V101H263L264 100V98L263 97H261L259 94H261L262 92V95H264V53L262 54V52H264V48L262 49V48H260V50H262L261 52L258 50L259 48H257V47H262L263 46V44L262 45H260V43H261V41L263 42V40H264V17L263 18H260L261 16L260 15H262V16H264V13H262V12H264V10H263V8L261 9V11L262 12H260L258 9H256L257 7H259V8H261V6H263L264 5V2H263V0H261V2H260V0H258L257 2H256ZM20 1H17V0H0V18H1V20L2 19H6V17L8 18L9 16H18L15 12H13L15 9L17 10V12L20 10V11H23V13H24V7H25V5H23L22 3H19ZM166 2V1H165ZM174 2V1H173ZM183 2V4H182V6L181 7H179L180 5H181V3ZM256 2V3H255ZM258 2H260V5H259V3ZM178 3H180V4H178ZM218 3V4H217ZM231 3V4H230ZM255 3V4H254ZM257 3H258V6H256L257 5ZM41 4V3H40ZM167 4V3H166ZM217 4V5H216ZM236 4H235V6H236ZM242 4V3H241ZM254 4V5H253ZM43 5V4H42ZM163 5V6H162ZM175 5V6H174ZM250 5H251V8L253 9H251V8H249L250 7ZM252 5H253V7H252ZM165 6H167V7H165ZM172 6V7H171ZM176 6H177V8H176ZM249 6V7H248ZM254 6H256V7H254ZM31 7V6H30ZM39 8H40V6H38ZM179 7V8H178ZM186 7V10L188 11L189 9L188 8H190V10L191 11H186V10H183V14L184 15H186V17H184V15L182 16L184 19H182L181 20V22H180V19H181V17H179L180 16V14H182L181 12H182V9H184ZM207 7H209L208 9H206ZM264 7V6H263ZM14 10H13V9ZM38 8V9H39ZM44 8V7H43ZM74 8H76V9H78L79 10V12H81V13H79L78 12V10H76L75 12H76V14H75V12H72V10L74 11ZM192 8V9H191ZM211 8V9H210ZM217 8V9H218ZM243 8L245 9V11L243 10ZM249 8V9H251L252 11H254L255 9V11H256V14H257V12L258 13H262V14H258V15H256L255 16V13H252V11L251 12H249L248 14H250V16L252 15L253 17H256V18H253L252 16V20L251 21H254L255 19V22H251L250 21V19H251V17L249 16V15H246L247 14V12H246V10ZM255 8V9H254ZM31 9H32V7H31ZM34 9H36V8H34ZM248 9V10H249ZM44 10V9H43ZM42 9H40V11L42 12L43 11ZM207 10L209 11L208 13H207ZM211 10V11H210ZM20 11H19V13H20ZM40 11H37L36 13H38V12H40ZM125 11H127V12H129L128 13V15H127V13H125ZM133 11V12H132ZM171 11H173V12H171ZM185 11V12H184ZM233 11V13H234V10H232ZM40 12V13H41ZM130 12H131V14H130ZM136 13V14H133V13ZM146 12V13H145ZM170 12L172 13V14H175L174 16L172 15V14H170ZM176 12V13H175ZM191 12V13H190ZM214 12V13H213ZM35 13V14H36ZM48 13V12H47ZM77 13L82 17H80V18H78L79 17V15H78V17H77ZM180 13V14H179ZM188 13H190V19L188 18L189 16H187V14ZM193 13V14H192ZM213 13V14H212ZM231 13V12H230ZM232 13V14H233ZM252 13V14H251ZM21 14V13H20ZM33 14V13H32ZM31 14V15H32ZM39 14V13H38ZM126 14V15H125ZM177 14L179 15V16H177ZM192 14V15H191ZM226 14H228V15H226ZM232 14H230V15H232ZM30 15V16H31ZM37 15V14H36ZM41 15V14H40ZM123 15H125V16H128L127 18H129V15L131 16V18H129V19H131V20H135L136 19V21L138 20V18H135V17H143V22H145L144 24H143V22H141L140 20H138L139 21V23H138V21L136 22V21H133V23L135 22V23H138L139 25H140V22L144 25V26H146L145 28H143L144 29V31H142L141 29H139L140 31H138V32H141V33H132V32H134V31H131L130 30V28L128 29V28H126L125 27V29L123 28H119V29H117V27L118 26H116L117 25V22H118V24L120 23V21H124V16ZM168 15H170V16H168ZM211 15H212V17H211ZM248 16V20L250 21H248L247 20V17L246 16ZM34 16V15H33ZM42 16V15H41ZM118 16H121L120 18L121 19H117V17ZM168 16V17H167ZM172 16V17H171ZM193 16V17H192ZM233 16V15H232ZM260 16V17H259ZM175 17V18H174ZM246 17V18H245ZM18 18V17H17ZM20 18V17H19ZM123 18V19H122ZM126 18V19H127ZM132 18H135V19H132ZM146 20H145V19ZM187 18V19H186ZM12 19V18H11ZM15 19V18H14ZM24 19V18H23ZM34 19V18H33ZM186 19V20H185ZM259 19V20H258ZM3 20V21H4ZM20 20V19H19ZM22 20V19H21ZM20 20V21H21ZM118 20V21H117ZM128 20V19H127ZM126 20V21H127ZM145 20V21H144ZM184 20V22H182ZM258 20V21H257ZM9 21V20H8ZM23 21V20H22ZM35 21V20H34ZM126 21H124V22H126ZM130 21V20H129ZM128 21V23H131L132 21H130L129 22ZM231 21V22H232ZM10 22V21H9ZM39 22H38V24H39ZM227 24H226V23ZM4 23V25H2L3 27L1 28V29H4V31L6 30V28H8V27H11V26H9V24H8V22H6V20L3 22ZM5 23H7L6 25H5ZM21 23V22H20ZM47 23V24H48ZM127 23V24H128ZM133 23H131V24H133ZM13 24H15V23H12V24H10V25H13ZM48 24V25H49ZM228 24H230V26L232 27L231 29H232V31H231V29L229 30V32L228 31H226L227 29H226V26L228 25ZM16 25V24H15ZM123 25V24H122ZM226 25V26H225ZM45 26H46V24H45ZM54 27L53 29H51V27ZM129 26H130V24H129ZM142 26V25H141ZM229 26V25H228ZM229 26V27H230ZM137 27V26H136ZM143 27V26H142ZM172 27H176V29H172ZM180 27H181V29H180ZM229 27H227V28H229ZM37 28V27H36ZM45 28V27H44ZM132 28V27H131ZM177 28H179L178 30H177ZM0 29V30H1ZM12 29V28H11ZM21 29H22V27H21ZM31 29V28H30ZM39 29V28H38ZM40 30V29H39ZM117 30V31H116ZM118 30H122V31H118ZM176 30L179 32L180 30L182 31L181 33H180V35L181 34H183V30L185 31V33H186V35H187V38H188V40L187 39H183L184 37L186 38V35L185 34H183L184 35V37H183V35L182 36H178L177 37V34H178V32H176ZM11 31V30H10ZM22 31V30H21ZM24 31V30H23ZM27 31V30H26ZM2 32V31H1ZM30 32H32V33H29V32H27V34H26V36L24 37V38H22V39H24L23 41H21L20 43H19V41L20 40H17V41H15V42H13V43H8V41H5V40H2V39H0V82H6V81H8L9 79L8 78H6L5 77V72H7V71H9V70H7V69H12V66L13 65H15L16 64V66H18V63H19V69H20V71H23V72H25V71H27L26 72V74L24 75L23 74V77L22 76H13V77H11L10 78V83H18V84H20V85H24V84H28V83H30L31 82V80H33V72L32 71H36L35 69V61L34 60H36L37 61V59H35L34 58V52L35 51H37L36 50V46H35V44H36V41H35V38H37V34L36 33H34L33 31H30ZM48 32V31H47ZM70 33L71 32V34L70 35H67V34H65V33ZM72 32H74V33H72ZM226 32H228L227 34H230V33H232V36H231V34L230 35H227L226 34ZM3 33H5V32H3ZM20 33V32H19ZM54 33V34H53ZM7 34V33H6ZM24 34V33H23ZM35 34H36V37H35ZM41 34V33H40ZM76 34H77V37L78 38H80V39H78V38H75V36H76ZM228 36V38H226L225 36L226 35ZM2 35V34H1ZM38 35H39V33H38ZM53 35V36H52ZM225 35V36H224ZM13 36V35H12ZM158 36H160L161 38L160 39H158ZM229 36H231V37H229ZM22 37H23V35H22ZM46 37V36H45ZM84 37V38H85ZM19 38H21V36H19ZM176 38H180L181 39V41L180 40H176ZM230 38V39H229ZM16 39V38H15ZM44 39V38H43ZM82 39V40H81ZM91 39V40H92ZM162 39V40H161ZM37 40V39H36ZM41 40V39H40ZM45 40V39H44ZM43 40V41H44ZM92 40V41H93ZM158 40H161V41H158ZM176 40V41H175ZM183 40H186L184 43H182V41ZM163 41H164V43H163ZM176 43H175V42ZM38 42V41H37ZM45 42V43H46ZM61 42V43H60ZM91 42V41H90ZM162 42V43H161ZM181 42V43H180ZM174 43V44H173ZM179 43V44H178ZM226 43V44H225ZM101 44V43H100ZM176 44H178V45H176ZM224 44L227 46V44H228V48L226 47V46H224ZM233 44H235L234 45V47H233ZM260 46H259V45ZM44 45V44H43ZM107 45V44H106ZM128 45H127V47H128ZM239 45V46H238ZM97 46V45H96ZM95 46V47H96ZM103 46V45H102ZM101 46V47H102ZM124 46L122 45V47H123V49H124ZM231 46L235 49V51H233L232 52V49H231V52L232 53H230L229 52V49L231 48ZM235 46H237L236 48H235ZM241 46V47H240ZM253 46H256L255 48L258 50V52H260V53H257L256 51V49L253 47ZM92 47L94 48V45H92ZM91 46H90V49L92 48ZM106 47V46H105ZM119 47V46H118ZM131 47V46H130ZM132 47H134V46H132ZM136 47V48H137ZM240 47V48H239ZM252 48V50L253 51H249L250 53H248V51H247V48H248V50H251V48ZM264 47V46H263ZM92 48V50H94V49H96V48H94L93 49ZM98 48H99V46H98ZM108 48V47H107ZM110 48V47H109ZM112 48V47H111ZM117 48V47H116ZM126 48V47H125ZM90 49L88 50V52L90 53ZM115 49V48H114ZM119 49V48H118ZM233 49V50H234ZM240 49V50H239ZM91 50V51H92ZM99 50V49H98ZM103 50V49H102ZM125 50V49H124ZM97 51V50H96ZM113 51V50H112ZM116 51V50H115ZM123 51V50H122ZM125 51H127V50H125ZM165 51V52H164ZM171 51H174V53H171L172 54V56L170 55V52ZM255 51V52H254ZM85 52V51H84ZM92 52H95V50L94 51H92ZM90 53V55H92L93 53ZM102 52V51H101ZM107 52V51H106ZM105 52V53H106ZM127 52H129V51H127ZM37 52H35V54H36ZM103 53V52H102ZM116 53V52H115ZM129 53H131V52H129ZM137 53V52H136ZM143 53V54H142ZM169 53V54H168ZM253 53V54H252ZM71 54H70V58L72 59L73 58V56L71 57ZM72 54V55H73ZM85 54V53H84ZM83 54V55H84ZM86 54H88V53H86ZM96 54V53H95ZM119 54H121V52L119 53ZM228 54H229V58H228ZM252 54V55H251ZM64 55H65V57H64ZM79 55H80V53H79ZM78 55V56H79ZM80 56L81 58L80 59H82V57H84V56ZM94 55V54H93ZM135 55V54H134ZM146 55V54H145ZM167 55H170V56H167ZM231 55H232V57H231ZM38 56V57H39ZM67 56V57H66ZM88 56V55H87ZM87 56H85V59H88V58H86ZM95 56V55H94ZM110 56H108V57H110ZM154 56V55H153ZM157 56H155V57H157ZM166 58H165V57ZM175 56V57H174ZM227 58H226V57ZM35 57H37L36 55H35ZM89 57V56H88ZM148 58V59H146V60H144L145 58ZM174 57V58H173ZM232 58V60H231V58ZM64 58H65V60H64ZM69 58V59H70ZM100 58H102V56L100 57ZM42 59V60H41ZM53 59H54V61H53ZM74 59H75V57L72 59L73 60V62H74ZM76 59H78V60H80L78 57H76ZM75 59V61H78V60H76ZM97 59V58H96ZM99 59V58H98ZM105 59V58H104ZM227 59H228V61L229 60H231V62L232 63H234V65L232 64H228V63H231L230 61L228 62L227 61ZM234 59V60H233ZM143 60L144 61H147L148 63L150 62L151 63V66H152V63L153 64H155L156 66H154V69L150 66V63H149V65L146 63V62H143ZM153 60V59H152ZM45 61H44V63H45ZM53 61V62H52ZM63 61V62H62ZM71 61V60H70ZM83 61H85L84 60V58H83ZM86 61H88V60H86ZM193 63V64H190L191 62ZM194 61V62H193ZM38 62V61H37ZM73 62L71 63L70 62V64L71 65H73ZM141 62H143V65H142V63ZM200 62V63H199ZM50 63V64H49ZM75 63V62H74ZM88 63V62H87ZM195 63L198 65H195ZM56 64H58L57 66H56ZM66 64V67H67V65L69 64V62L68 63H65ZM78 64H80L81 65V62H79ZM85 64V63H84ZM84 64H82V65H84ZM101 64L103 65L104 64V66H101ZM145 64L146 65H148V66H150L151 67V69H149L150 67H148V66H146L147 67V69H149V70H145V68H144V66H145ZM41 65V64H40ZM75 65V64H74ZM79 65V66H80ZM81 65V66H82ZM196 67H195V66ZM205 65H207L206 67H205ZM70 66V65H69ZM78 65H77V63H76V65H75V69H77V68H79V67H77ZM88 66V65H87ZM92 66H91V68H92ZM162 66V67H161ZM50 67V68H51ZM77 67V68H76ZM225 67H227L226 69H225ZM46 68V67H45ZM68 68V67H67ZM71 68V67H70ZM80 68H82V67H80ZM90 68V67H89ZM171 68V72L169 73L170 75H169V78H168V83H166V82H164V79H163V76H164V71H167L168 69H170ZM223 68H224V70H223ZM235 68L237 69V70H235ZM14 69V68H13ZM12 69V72H14L15 70H13ZM18 69V70H19ZM49 69V68H48ZM83 69V68H82ZM82 69H79V70H81L82 71ZM5 70H7V71H5ZM17 70V69H16ZM17 70V71H18ZM72 70V69H71ZM90 70V69H89ZM91 70V71H92ZM5 71V72H4ZM19 71V72H20ZM75 71V70H74ZM78 71V70H77ZM170 71V70H169ZM16 72V71H15ZM52 72V71H51ZM60 72V71H59ZM66 72V71H65ZM86 72H87V69H86ZM226 72L227 71H225V74L223 73V75L225 76L226 75ZM229 72H231V70L229 71ZM17 74H18V72H16ZM50 73V72H49ZM54 73V72H53ZM84 73H85V71H84ZM228 73V72H227ZM12 75H13V73H11ZM165 74H166V72H165ZM231 75H229V73L227 74V76L229 77L230 76V78H231V76H233L232 74L233 73H230ZM236 74V73H235ZM237 75V74H236ZM78 76V75H77ZM90 76V75H89ZM75 77V76H74ZM95 77V78H96ZM226 78V76L225 77H222L223 79H225V80H227V79H229V78ZM242 77H243V75H242ZM257 77H258V79H257ZM35 78V77H34ZM71 78V77H70ZM76 78V77H75ZM75 78H71V80L74 82V81H76V79ZM87 78H89V77H87ZM234 78V77H233ZM237 78H238V76H237ZM239 78H241V77H239ZM73 79H75V80H73ZM93 79V78H92ZM91 79V80H92ZM222 79V81H225V80H223ZM232 79V78H231ZM230 79V80H231ZM56 80V79H55ZM79 80V79H78ZM90 80V79H89ZM90 80V81H91ZM94 80V79H93ZM92 80V81H93ZM98 80V79H97ZM111 80V79H110ZM245 80H247V79H245ZM244 80V81H245ZM54 81V80H53ZM84 81V80H83ZM102 81H99V83L100 82H102ZM221 81V82H222ZM233 81V80H232ZM81 82V81H80ZM94 82H96V79L94 80ZM94 82H92V83H94ZM248 82V83H249ZM44 83V82H43ZM79 83V82H78ZM91 83V82H90ZM103 83V82H102ZM106 83L104 84V85H106ZM111 83H112V81H111ZM189 83H190V85H189ZM225 83V82H224ZM233 83V82H232ZM246 83V82H245ZM244 83V84H245ZM251 83H252V85H251ZM13 84V85H14ZM18 84H17V86H18ZM48 84V83H47ZM101 84V83H100ZM99 84V85H100ZM149 84V83H148ZM191 84H192V87L194 88V90L192 91L191 90V88L192 87H190L191 86ZM222 84V83H221ZM226 84V83H225ZM16 85V84H15ZM98 85V84H97ZM102 85V84H101ZM152 85V84H151ZM150 85V86H151ZM189 85V86H188ZM195 85H197V87L195 86ZM219 85V86H218ZM222 85H224V84H222ZM227 85V84H226ZM231 85V84H230ZM233 85V84H232ZM248 84H246V86H247ZM2 86V85H1ZM46 86V85H45ZM44 86V88H46L47 86H50V85H47L46 87ZM52 86V85H51ZM96 86V85H95ZM113 86V85H112ZM56 87V86H55ZM101 87V86H100ZM187 87H189L190 88V90H189V88L187 89ZM223 87V86H222ZM249 87H247V90H248V88ZM48 88V87H47ZM46 88V89H47ZM91 88H93V87H91ZM96 89H98V87H95ZM102 88V87H101ZM114 87H111V91H112V93H111V95L113 94V89ZM135 88V87H134ZM133 88V89H134ZM146 88V87H145ZM157 88V89H156ZM50 90H51V88H49ZM48 89V90H49ZM54 89V88H53ZM52 89V90H53ZM117 89V88H116ZM164 89V90H163ZM222 89H224V88H222ZM42 90V89H41ZM93 90V89H92ZM95 90V89H94ZM93 90V91H94ZM102 90V89H101ZM108 89H106V91H107ZM218 90V91H219ZM4 91V90H3ZM43 91H45L44 89H43ZM60 91V90H59ZM110 90L109 91H107V93L108 92H111ZM129 91V90H128ZM149 91V90H148ZM167 91L168 90H166L165 91V94L167 93ZM172 91V90H171ZM175 91V90H174ZM250 91V90H249ZM47 92V91H46ZM56 92H57V90H56ZM55 92V93H56ZM115 92V91H114ZM117 92H118V90H117ZM131 92V91H130ZM256 92V93H255ZM10 93V92H9ZM49 93V92H48ZM139 93V92H138ZM148 93V92H147ZM156 93V92H155ZM168 93H171V92H168ZM47 94V93H46ZM57 94H60V93H57ZM91 94V93H90ZM115 94V93H114ZM119 94V93H118ZM117 94V95H118ZM157 94H159L158 95V97H156L155 96V98H153L154 99V101L158 98V100H156L154 103H153V99H152V105H151V107L149 108L148 107V111H147V113H145L146 114V118H147V120L149 121V122H151V123H154V122H156V124H157V122H158V124H160L159 123V121L161 120L162 121V119H160V117H162L163 116V113L165 112V110L167 109V107H170L171 105H173V101L170 99L171 98V96H172V99H173V95L171 94L170 95V97H169V94H167V97L165 96V94L164 93H161V92H159V93H157ZM164 94V95H163ZM205 94H207L208 95V98H207V96H206V98H205ZM223 94V93H222ZM42 95V94H41ZM51 95V93L49 94V95H46V97L45 98H48L49 96ZM124 95V94H123ZM202 95H203V97H202ZM225 95V94H224ZM15 96V95H14ZM48 96V97H47ZM57 96V95H56ZM94 96V95H93ZM120 96H121V94H120ZM119 96V97H120ZM140 96V95H139ZM143 96V95H142ZM58 97V96H57ZM57 97H55V96H50L48 99H47V101H46V99L44 100V97L42 96V98H43V100L45 101V104H47L48 106H50V108H52L53 107V109H57L56 107H57V103H59V101H57L58 100V98ZM60 97V96H59ZM112 97H114L115 98V95L114 96H112ZM119 97L117 98L116 97V99H118L119 100ZM123 97V96H122ZM135 97V96H134ZM137 97V96H136ZM179 97V98H180ZM248 97V96H247ZM254 97V98H255ZM1 98V97H0ZM129 98V97H128ZM224 98V97H223ZM262 98H263V100H262ZM3 98H1L0 99V110H1V112L3 113V112H5L10 118H9V120L8 121H6V120H4V121H6L7 123H4V122H2V118L0 119V121L2 122H0V160H2V159H4L3 157H5L6 155H9L10 153H12V155H13V153H14V155L17 157V160H15L16 161V163H17V161L19 162V163H17L18 165L19 164H21V165H23V166H25V165H27V163L29 162V160H28V158H27V155H26V152L22 149L21 150V147H18V146H16L15 144H17V141L16 140H18L17 138H19L20 137V134H25V131L27 132L28 131V124L25 122V121H23L25 118V116H26V114H28L27 112H26V110H28V109H26L25 107H26V105H25V107L23 106V104L24 103H22L21 105L24 107V109H26V110H24L23 109V107H21V105H19V104H14V107H13V105H12V107L10 106L11 105V103H10V105L8 104V106H7V104H3L6 100L5 99H7V98H5L3 101H1ZM13 99V98H12ZM11 99V97H10V99L9 100H12ZM26 99V98H25ZM123 99V101H124V98H122ZM206 99V100H205ZM231 99V98H230ZM258 99V98H257ZM41 101H42V99H40ZM61 100V99H60ZM222 100V101H221ZM232 100V99H231ZM235 100V99H234ZM255 100H256V98H255ZM43 101V102H44ZM57 101V105L55 104V102ZM233 101V100H232ZM240 101V100H239ZM1 102H3V103H1ZM8 102H10V101H8ZM8 102H6V103H8ZM41 103V102H39V103H41V104H43L44 106H47V105H45L44 103ZM127 102V101H126ZM12 103H15V102H12ZM26 103V102H25ZM129 103V102H128ZM222 103V104H221ZM238 103V102H237ZM255 103V102H254ZM258 103V102H257ZM264 103V102H263ZM263 103H259L260 104V107H261V104H263ZM117 104V103H116ZM125 104V103H124ZM256 104V103H255ZM258 104V105H259ZM19 105V106H18ZM42 105V106H43ZM60 105V104H59ZM115 105V104H114ZM122 105V104H121ZM129 105V104H128ZM194 105L196 106V107H194ZM236 105V104H235ZM18 106V107H17ZM54 106H56L55 108H54ZM183 106V105H182ZM223 106V107H222ZM242 106V105H241ZM176 107H178V106H176ZM225 107H228V105L227 106H225ZM244 107V106H243ZM252 107H254V105L252 106ZM259 106H258V108H260ZM262 107H264V104H263V106ZM43 108V107H42ZM41 108V109H42ZM174 108V107H173ZM184 108V109H185ZM257 108V106H256V109L257 110H259ZM44 109H45V107H44ZM170 109V108H169ZM169 109L167 110V112L169 111ZM172 109V108H171ZM176 108H174V110H175ZM180 108H178L177 109V111L179 110ZM225 109H227V108H225ZM235 109H236V107H235ZM248 109H249V107H248ZM255 109V108H254ZM261 109V108H260ZM3 110V111H2ZM46 110H48V109H46ZM96 110V109H95ZM228 110V109H227ZM227 110H226V113H227ZM261 110H263V108L261 109ZM104 111V110H103ZM180 111V110H179ZM236 111H238L237 109H236ZM235 111V112H236ZM43 112V111H42ZM47 112V111H46ZM51 112H52V110H51ZM55 112H57V111H55ZM59 112V111H58ZM146 112V111H145ZM239 112V111H238ZM238 112H236L235 114H237ZM257 112V111H256ZM256 112H255V114H256ZM260 112V111H259ZM2 113H0V114H2ZM5 113H3L4 115H5ZM49 113V112H48ZM169 113V112H168ZM170 113H171V111H170ZM263 113H264V111H263ZM262 113V111H261V113H257V114H263ZM39 114V113H38ZM175 114V113H174ZM185 114V113H184ZM240 114V113H239ZM256 114V115H257ZM181 115V114H180ZM221 115H225L223 118H225V120L224 121H226V123L225 122H221ZM261 115H258V117L259 116H261ZM7 116V117H8ZM58 116H60V115H58ZM113 116V115H112ZM184 116V115H183ZM241 116H242V114H241ZM249 116V115H248ZM253 116V115H252ZM264 116V115H263ZM3 117V116H2ZM5 117H6V115H5ZM4 117V118H5ZM27 117L28 116H26V119H27ZM62 117V116H61ZM64 117V116H63ZM111 117V116H110ZM164 117H166V116H164ZM178 116H176V118H177ZM220 117V118H219ZM229 117V116H228ZM254 117V116H253ZM257 117V116H256ZM262 117V116H261ZM11 118H14V120H15V118L17 119V122H15L13 119H11ZM24 118V119H23ZM229 118H231V117H229ZM228 118V119H229ZM248 118V117H247ZM13 120V121H11V120ZM25 119V120H26ZM69 119V118H68ZM159 121H158V120ZM193 119V118H192ZM204 119H209L208 121H205ZM235 119V118H234ZM240 119V118H239ZM238 119V121H239V123H238V125L243 129V127L245 128V125H246V118H244V120L245 121H243V118H242V120H239ZM252 119H254V118H252ZM251 119V120H252ZM260 119V118H259ZM29 120V119H28ZM42 119H39V122H37V127H34L36 130H37V133L39 134L40 132L42 133H40V135L43 137H41V139L39 138L40 137V135H39V140L38 141H36V143H35V151H37V153H40L39 155L41 156V154L43 153V152H45V151H48L49 152V150H50V145H52L51 143H54V142H52V139L50 138V134H51V132H50V129H51V127H53L54 126V123H56V121L54 122V120L53 121H51V123L50 122H48V120H42ZM172 120V119H171ZM176 120V119H175ZM255 120V119H254ZM27 121V120H26ZM160 121V122H161ZM248 121V120H247ZM250 121V120H249ZM87 122V121H86ZM121 122V121H120ZM168 122H169V120H168ZM245 122V125L243 124ZM251 122V121H250ZM249 122V123H250ZM27 125H26V124ZM35 123V122H34ZM151 123H150V125H151ZM51 124V125H50ZM60 124V123H59ZM107 124V123H106ZM110 124V123H109ZM118 124V123H117ZM135 124V123H134ZM156 124H154V125H156ZM158 124L156 125V126H158ZM213 124V125H212ZM256 124V123H255ZM34 125V124H33ZM53 125V126H52ZM88 125V124H87ZM102 125V124H101ZM111 125V124H110ZM162 125V124H161ZM226 125H228V127H230V129H228V127H226ZM232 125V124H231ZM236 125V124H235ZM238 125H236L237 126V129L235 130V128H234V130L236 131V132H238L239 131V126ZM26 126H27V128H26ZM36 126V125H35ZM114 126V125H113ZM160 126V125H159ZM247 126V125H246ZM263 126V125H262ZM261 126V127H262ZM33 127V126H32ZM101 127V126H100ZM200 127H198L199 129H201ZM212 127V128H211ZM30 128V127H29ZM54 128H56L55 126H54ZM54 128H52V129H54ZM149 128H152V127H149ZM159 128V127H158ZM168 128V127H167ZM208 128L210 129V131L208 130ZM225 128H227L228 130H225ZM240 128V129H241ZM262 128H264V127H262ZM262 128H260V129H262ZM52 129H51V131H52ZM66 129V130H65ZM64 130H65V132L67 133H69V131H67L68 130V127L66 126V128H65ZM77 129V128H76ZM87 129V128H86ZM85 129V126L84 127H80V129H78V132H76V135L75 136H77V137H75V138H77L76 140H77V142H78V144H77V149L75 150L76 152H74L73 154H74V156H75V154H77V156H81L80 158L82 159L83 158V161L81 160L80 162H84L85 163V160L84 159H90V160H92L91 159V156L93 157V155H95V154H93V149H92V147H93V142L94 143H96L95 141H93L92 142V140L90 139V135L88 134V132H89V130L87 131ZM153 129V128H152ZM246 129V128H245ZM259 129V130H260ZM30 130V129H29ZM63 130V131H64ZM110 130V129H109ZM145 130H146V128H145ZM218 130V131H217ZM233 129L231 130L234 134H232V135H235L236 136V134L238 135V133H235V131H234ZM264 130V129H263ZM56 131V130H55ZM111 131V130H110ZM141 131H143L144 132V130L142 129ZM140 131V132H141ZM148 130H146L145 131V133H142L141 132V136H139V134H138V138H140V139H138L137 138V140L139 141H137L136 139H135V144H138V145H140V146H145V142H147L148 140H149V136H148V132H147ZM202 131V130H201ZM202 131V132H203ZM209 131V132H208ZM215 131H217V132H215ZM224 131H225V133H226V131H227V133L225 134L224 133ZM33 132H35L36 133V131H34L33 130ZM74 132V131H73ZM72 132V133H73ZM121 132V131H120ZM147 132V133H146ZM149 132H150V134H151V132H153V131H151V129L149 130ZM155 133H156V135H157V131L155 130L154 131ZM153 132V133H154ZM163 132V131H162ZM166 132V131H165ZM194 132V131H193ZM91 133V132H90ZM98 133H99V131H98ZM153 133L151 134V135H153ZM32 134H34V133H32ZM37 134V135H38ZM55 135H56V133H54ZM92 134V133H91ZM96 134V133H95ZM100 134V133H99ZM106 134V133H105ZM117 134V133H116ZM145 134H147V135H145ZM149 134V135H150ZM223 136H221V135ZM259 134H261V136H262V134L263 133H261V131H260V133H258V137H256V138H254L255 136H253L252 135V138L251 137H247V138H245V140L247 139V141L248 142H244V140L242 141L243 142V147L242 146H240L241 148H239L238 147V144H237V146L236 147H238L239 149H241L242 151L244 150V153L242 152V154H244L245 156L244 157H246V159H247V162H249L250 160H251V162H253L254 161V159H255V157H256V155L258 156L259 154H261V153H258V152H260L258 149L260 148L259 147V144L260 143H263V144H261L260 146H261V149L263 150V146L262 145H264V142H260L261 140H262V138H261V140H260V137L261 136H259ZM27 135V134H26ZM54 135V136H55ZM64 135H66V134H64ZM155 135V134H154ZM155 135V137L153 138V137H151V139L152 140H157L158 139V137ZM159 135H161V133L159 132ZM207 135V134H206ZM227 137H226V136ZM242 135V134H241ZM240 135V136H241ZM244 135V134H243ZM33 136V135H32ZM31 136V137H32ZM35 136V135H34ZM53 136V137H54ZM70 136V135H69ZM98 136V135H97ZM106 136V135H105ZM119 136V135H118ZM146 136H148L149 138H144V137ZM162 136L163 135H161V137L160 138H162ZM194 136V135H193ZM215 136V137H214ZM225 136V137H224ZM235 136H233L234 137V140H236V137ZM245 136V135H244ZM263 136H264V134H263ZM74 137V136H73ZM184 137V136H183ZM192 137V136H191ZM207 137H210V136H208L207 135ZM239 137V136H238ZM58 138V137H57ZM68 138V137H67ZM66 138V139H67ZM159 138V139H160ZM168 138V137H167ZM248 138H250V139H252L251 141H249L250 139H248ZM36 139V138H35ZM99 139V138H98ZM121 139V138H120ZM158 139V140H159ZM187 139V138H186ZM208 139V138H207ZM225 139H224V141H225ZM243 139H244V137H243ZM147 140V141H146ZM163 140V139H162ZM212 138H210V140L209 141H211L212 142ZM238 140V139H237ZM73 141V140H72ZM96 141H97V139H96ZM150 141V140H149ZM148 141V142H149ZM160 141H161V139H160ZM165 141V140H164ZM164 141H163V144H165L164 143ZM188 141V140H187ZM208 141V140H207ZM206 141V142H207ZM219 141V142H220ZM228 141V140H227ZM231 141V140H230ZM229 141V142H230ZM239 141L241 142V139L239 138ZM239 141H237V142H239ZM147 142V143H148ZM153 142V141H152ZM189 142V141H188ZM187 142V143H188ZM191 142V141H190ZM194 142V141H193ZM210 142V143H211ZM241 142V143H242ZM103 143V142H102ZM113 143V142H112ZM156 143H157V141H156ZM155 143V144H156ZM159 143H161V142H159ZM159 143H158V145H159ZM167 143V142H166ZM214 143H213V146H214ZM221 143V142H220ZM226 143V142H225ZM97 144V143H96ZM95 144V145H96ZM221 144H223V143H221ZM230 144V143H229ZM64 145V144H63ZM190 145V144H189ZM205 146H208L209 147V143H208V145H206V144H204ZM219 145V144H218ZM218 145L216 146V147H218ZM53 146H54V144H53ZM57 146V145H56ZM70 147H71V145H69ZM136 146V145H135ZM147 146V145H146ZM145 146V147H146ZM212 146V147H213ZM214 146V147H215ZM220 146V145H219ZM224 146V145H223ZM222 146V147H223ZM70 147H68V148H70ZM154 147V146H153ZM158 147V146H157ZM203 147V146H202ZM207 147V148H208ZM211 147V146H210ZM209 147V149H212V150H214V149H217V148H210ZM259 147V148H258ZM49 148V149H48ZM52 148V147H51ZM104 148V147H103ZM120 148V147H119ZM152 148V147H151ZM221 148V147H220ZM231 148V147H230ZM48 149V150H47ZM61 149V148H60ZM63 149V148H62ZM118 149V148H117ZM126 149V148H125ZM208 149V151H210ZM236 149V148H235ZM142 150H143V148H142ZM161 150V149H160ZM205 150V149H204ZM203 150V151H204ZM207 150V149H206ZM225 150H226V148H225ZM261 150V152H262V154L261 155H263V151ZM67 151V150H66ZM120 151H122V149L120 150ZM152 151V150H151ZM150 151V152H151ZM234 151V150H233ZM258 151V152H257ZM68 152V151H67ZM70 152V151H69ZM73 152V151H72ZM102 152V151H101ZM117 152V151H116ZM149 152V151H148ZM205 152V151H204ZM36 153V154H37ZM115 153V152H114ZM161 153V152H160ZM206 153V152H205ZM216 153V152H215ZM223 153V152H222ZM72 154V155H73ZM93 154V155H92ZM162 154V153H161ZM204 154V153H203ZM208 154V153H207ZM211 154V153H210ZM213 154H214V152H213ZM241 154V155H242ZM11 155V154H10ZM206 155V154H205ZM217 155V154H216ZM222 155V154H221ZM44 156V155H43ZM96 156V155H95ZM99 156V155H98ZM164 156V155H163ZM188 156V155H187ZM238 156H239V153H238ZM60 157V156H59ZM72 157V156H71ZM78 157V158H79ZM124 157V156H123ZM259 157V156H258ZM8 158V157H7ZM36 158V157H35ZM75 158V157H74ZM78 158H75V159H78ZM189 158H191V157H189ZM194 158V157H193ZM192 158V159H193ZM204 158H205V156H204ZM232 158V157H231ZM254 158V159H253ZM257 158V157H256ZM97 159V158H96ZM99 159V158H98ZM226 159V158H225ZM228 159V158H227ZM245 159V160H246ZM264 159V158H263ZM5 160H6V158H5ZM4 160V161H5ZM11 160V159H10ZM9 160V161H10ZM42 160H44V159H42ZM64 160V159H63ZM80 160V159H79ZM79 160H77V161H79ZM95 160V159H94ZM93 160V161H94ZM100 160V159H99ZM240 160H241V158H240ZM249 160V161H248ZM253 160V161H252ZM259 160V159H258ZM6 161H8V160H6ZM5 161V162H6ZM39 161V160H38ZM41 161V160H40ZM76 161V162H77ZM190 161H191V159H190ZM260 161V160H259ZM2 162V161H1ZM34 162V161H33ZM65 162V161H64ZM89 162V161H88ZM91 162V161H90ZM194 161H192V163H193ZM227 162V161H226ZM229 162H230V160H229ZM231 162H232V160H231ZM234 162V161H233ZM255 162H257V160L255 159ZM255 162L253 163V165L255 166V169H254V171L257 169L258 170V168H260V166L258 165V162L255 164ZM3 163V162H2ZM55 163V162H54ZM53 163V164H54ZM67 163V162H66ZM73 163H75V162H73ZM95 163H96V161H95ZM100 163V162H99ZM105 163V162H104ZM187 163H188V161H187ZM196 163H198V161L196 162ZM239 163V162H238ZM36 164V163H35ZM39 164V163H38ZM44 164V163H43ZM48 164V163H47ZM44 165V166H46V167H48L49 169H47L46 171H44V170H42L41 172H40V170H41V167L40 166H42V164H39L38 166H39V168H40V170H38L39 168H35V169H37L38 171H35L34 172V170L35 169H33V170H31V172H29L30 173V175L28 174V172H27V166H25V169H27L25 172H27V176L29 175V183L28 184H26L25 182L23 183V181H22V183H21V185H19V186H17V187H12V188H8V190L7 191H5L4 192V189H3V193L4 194H7V197L9 196L10 198H12V200H13V202H14V206H18L17 208L18 209H20V214H19V216H18V219H20V220H18L17 219V221H20L19 223L17 222V225L19 224V226H17V228L18 229H20L21 228V230L23 231H25V232H27L26 230H28V232H30L29 230H32L31 231V233L32 234H34V232H36V228H38V226L37 225H34V226H36L35 227V229H34V226L32 225V219H33V221H35V219L36 218H34V217H37L38 218V220H39V230H37V233H39L40 235L42 234V238H43V236H48V237H50L49 235H55V236H57V234H59V233H62L63 232V230H65L66 231V228L67 227H69L70 225L72 226V224L71 223H73L72 222V220L73 219H76V216H79V215H77L78 214V212L77 211H81V210H83V209H79V207L85 202V201H87L86 200V198H87V196H89L90 194H92V195H90V196H93V195H95V188H98V190L100 191V193L102 194L100 197V201L101 202H103L104 203V201H103V196L104 195H106L111 189H112V187H113V185H114V179H115V175L117 174H114L115 172H111L110 170L108 171V170H106V171H101V172H99L100 174L97 176V177H95V175H97L98 173L96 172H94V171H92V172H88L89 174H87L86 172H84V169L83 168H81L83 165H81V170L83 169V171H81L80 169L78 170L77 169V172L76 171H72V172H70V171H67L66 173L64 172V173H62V170H60V169H57V168H55V169H57V171L56 170H54L53 169V171H52V165L51 166H49V165ZM57 164V163H56ZM55 164V165H56ZM71 164V163H70ZM91 164V163H90ZM103 164V163H102ZM190 164V163H189ZM233 164V163H232ZM242 164V163H241ZM240 164V165H241ZM249 164V163H248ZM251 164V163H250ZM14 165V164H13ZM78 165V164H77ZM88 165V164H87ZM94 165V164H93ZM99 165V164H98ZM193 166L195 165V164H192ZM197 165V164H196ZM202 165V164H201ZM234 165V164H233ZM246 165V164H245ZM264 165V164H263ZM3 166V165H2ZM54 166V165H53ZM57 166V165H56ZM101 166H103V165H101ZM247 166V165H246ZM253 166V167H254ZM55 167V166H54ZM79 167V166H78ZM93 167V166H92ZM92 167H91V169H92ZM97 167V166H96ZM107 167V166H106ZM105 167V168H106ZM192 167V166H191ZM196 167V166H195ZM11 168V167H10ZM20 165H19V170H20ZM23 168L24 167H22V170H23ZM33 168V167H32ZM42 168H44L43 166H42ZM74 168V167H73ZM75 168H76V166H75ZM85 168V167H84ZM93 168H95V166L93 167ZM98 168V167H97ZM104 168V167H103ZM120 168V167H119ZM238 168V167H237ZM261 168H263V167H261ZM30 169V168H29ZM89 169V168H88ZM109 169H110V167H109ZM191 169V168H190ZM197 169V168H196ZM264 169V168H263ZM262 169V170H263ZM49 170H51L50 172H49ZM66 170H68V169H66ZM70 170H72V169H70ZM76 170V169H75ZM122 170V169H121ZM237 170V169H236ZM235 170V171H236ZM239 170V169H238ZM261 170V169H260ZM21 171V170H20ZM54 171H55V173L56 172H58V174H57V176L59 177V175H61L62 176V178H63V176H64V178H65V182H67V183H65L64 181H61L60 183H64L65 185H66V187H68V188H65V189H63V188H61V186H63V185H59V187L61 188V190L58 188V184H57V187H54V186H52L53 185V183L54 182H52L53 180V177H55V173H54ZM61 171V172H60ZM91 171V170H90ZM251 171V170H250ZM252 172V171H251ZM22 173V172H21ZM118 173H120V172H118ZM236 173H239V174H237V175H240V176H234V175H236L235 174V172L233 173L234 175L233 176H231V178L233 177H235L234 179H237L238 177H241L242 175H241V172H236ZM259 173V172H258ZM257 173V174H258ZM263 173V172H262ZM95 174V175H94ZM230 174H232V173H229V175ZM251 174H254V173H251ZM19 175V174H18ZM118 175V174H117ZM120 176H121V174H119ZM119 175L118 176H116V177H119ZM123 175V174H122ZM248 175V174H247ZM255 175V174H254ZM56 176V177H57ZM250 176V175H249ZM248 176V177H249ZM56 177L54 178V180H56V183H58L57 182V180L59 181V179H61V178H58V179H56ZM124 177V176H123ZM218 177V176H217ZM262 177V176H261ZM52 178V179H51ZM64 178H63V180H64ZM182 178V177H181ZM264 178V177H263ZM119 179V178H118ZM122 179V178H121ZM216 179V178H215ZM214 179V180H215ZM222 179V178H221ZM230 179V178H229ZM239 179V178H238ZM258 179V178H257ZM52 180V181H51ZM115 181H116V179H115ZM132 181V180H131ZM230 181H232V180H230ZM242 181V180H241ZM240 181V182H241ZM250 181V182H249ZM248 181V179L247 180H244L242 183H240L239 181V183H240V187L238 188V189H235L236 191H239V193L241 192V191H250L251 189H252V186H254V185H252V181L251 180H249ZM120 182V181H119ZM123 182V181H122ZM125 182H127V181H125ZM237 182V181H236ZM128 183V182H127ZM134 183V182H133ZM119 184L120 183H118V186H119ZM121 184H123V183H121ZM132 184V183H131ZM130 184V185H131ZM257 184V183H256ZM25 185H35V186H37L38 187V189H39V191H38V199H37V206L35 205V206H23L22 205V203H21V200H22V195H23V188H24V186ZM116 185H117V183H116ZM115 185V186H116ZM214 185V184H213ZM99 186V187H98ZM118 186H117V189H118ZM128 186V185H127ZM237 186V185H236ZM256 186V185H255ZM123 187H125V186H123ZM129 187V186H128ZM127 187V188H128ZM132 187V186H131ZM238 187V186H237ZM211 188H212V186H211ZM215 188V187H214ZM228 188H230V190L232 189V186H230V187H228ZM236 188V187H235ZM63 189V190H62ZM67 189V190H66ZM115 189V188H114ZM123 189V188H122ZM130 189V188H129ZM128 189V190H129ZM159 189V188H158ZM209 189V188H208ZM165 190V189H164ZM163 190V191H164ZM254 190H255V188H254ZM115 191V190H114ZM118 192H119V189L117 190ZM131 191V190H130ZM167 191V193H166V196H164L163 194H164V192H162L163 194H162V198H160V199H162V200H160V204L162 205V203H163V206H161L160 205V207L162 208L163 207V209L161 210V208H160V212L158 211L157 212V214L156 215H152L153 217H154V219H151V216H149L150 217V219H151V221L149 222V224H147L148 226H147V228H144L143 227V229H145V230H143V232L141 233V234H139V236H137V239H136V241H135V245H134V248H133V253H132V255H133V258H132V260L133 261H135L136 259H138V262H139V260L141 259V258H144L143 256L145 255H143L142 254V256H141V258H140V255H141V252H142V250L144 249V251H143V253L144 252H146L145 250L147 249V251L149 250V248L150 247H157V246H159V248L158 249H161L160 248V246H164V245H166V247H164V249H170V250H172L171 248L174 246L175 248L176 247H178V246H175V245H177V243H179L178 241H180V243H181V241H183L184 239H185V237L187 236H189V235H187L188 234V232L189 233H191L189 230H191L190 228L192 227L191 226V224H192V218H194L195 216H196V214H194L195 212H194V210L195 209H193V204L195 205L196 204V202L194 203V199L196 198H194L193 199V197H192V195H191V197L188 195L187 196V194L185 195V196H183V197H179V198H174V199H172V197H173V195H171V194H169L168 193V190H166ZM234 191V190H233ZM257 191L259 192H264V184L263 183H260V184H258V186H257ZM1 192V191H0ZM111 192V191H110ZM154 192V191H153ZM231 192V191H230ZM97 193V192H96ZM100 193H98L99 195H100ZM121 193V192H120ZM122 193H124V192H122ZM148 193V192H147ZM160 193V192H159ZM157 194H158V192H157ZM167 194L168 195H171V197H167ZM97 195V194H96ZM117 195H119V194H117ZM121 195V194H120ZM243 195V194H242ZM134 196H136V195H134ZM133 196V197H134ZM147 196V195H146ZM159 196H160V194H159ZM68 197H69V199H68ZM149 197V196H148ZM90 198V197H89ZM89 198H87L88 199V201H89ZM93 198V197H92ZM97 198V197H96ZM106 198V197H105ZM104 198V199H105ZM135 198V197H134ZM157 198H158V195H157ZM157 198H155V201H156V199ZM91 199V198H90ZM120 198H118V200H119ZM150 199V198H149ZM92 200H95V199H92ZM96 201V200H95ZM100 201H98V202H100ZM100 202V206H102V203ZM93 203H94V201H93ZM16 204V205H15ZM89 204H91V201H90V203ZM105 204V203H104ZM149 204H151V203H149ZM153 204H155L154 202H153ZM84 205V204H83ZM82 205V206H83ZM93 205H95V204H93ZM156 205V204H155ZM159 205V204H158ZM157 205V206H158ZM198 205V204H197ZM81 206V207H82ZM85 207H86V205H84ZM98 206V205H97ZM99 206V207H100ZM104 206V205H103ZM102 206V207H103ZM5 207V206H4ZM95 207V206H94ZM93 206L91 207V208H94ZM154 207V206H153ZM152 208V207H151ZM13 209H14V207L12 208H10V210L11 211H13ZM158 209H159V207H158ZM6 210V209H5ZM84 210H85V208H84ZM148 210V209H147ZM146 210V211H147ZM155 210H156V208H155ZM8 211V210H7ZM85 211H87V210H85ZM84 211V212H85ZM145 211V212H146ZM252 211V210H251ZM83 212V211H82ZM154 212V211H153ZM13 213V212H12ZM148 213V212H147ZM197 213V212H196ZM6 214V213H5ZM11 214V213H10ZM81 214H83V213H81ZM145 214V213H144ZM149 214H150V212H149ZM148 214V215H149ZM153 214V213H152ZM192 215H195V216H192ZM12 216V215H11ZM81 216V215H80ZM145 216V215H144ZM156 216V217H155ZM13 217V219L14 218H16L15 216H12ZM12 217H11V219H10V221H9V223H10V225H13V223L14 222H16L15 221V219H14V221L12 220ZM145 218V217H144ZM142 219H143V217H142ZM195 219V218H194ZM12 220V221H11ZM37 220V219H36ZM219 220V219H218ZM142 221V220H141ZM148 221V220H147ZM36 222V221H35ZM76 222V221H75ZM37 222L35 223V224H38ZM70 223V225L69 226H67L66 227V225H68ZM143 223H144V221H143ZM15 224V223H14ZM208 224V223H207ZM15 226H16V224H15ZM32 226H33V228H32ZM20 227V228H19ZM66 227V228H65ZM146 227V226H145ZM65 228V229H64ZM75 228V227H74ZM140 228V227H139ZM142 228V227H141ZM69 229V228H68ZM33 230H35L34 232H33ZM22 231H19V233H21ZM23 231V232H24ZM140 231V230H139ZM36 233V234H37ZM139 233V232H138ZM29 234V233H28ZM28 234H25V235H28ZM35 234V235H36ZM38 234V235H39ZM62 234H64V232L62 233ZM23 235V234H22ZM30 235V234H29ZM39 235V236H40ZM65 235H66V233H65ZM69 235V234H68ZM67 235V236H68ZM28 237V236H27ZM36 237V236H35ZM38 237V236H37ZM41 237V236H40ZM47 237V238H48ZM63 237H65V236H63ZM22 238H24V237H22ZM21 238V239H22ZM44 238H46V237H44ZM14 239V238H13ZM12 239V240H13ZM65 239V238H64ZM17 240V239H16ZM15 240V241H16ZM25 240V239H24ZM187 240V239H186ZM186 240H184L183 242H185ZM177 241V242H176ZM221 241V240H220ZM231 241V240H230ZM2 242V241H1ZM11 242V241H10ZM241 243V242H240ZM4 244V243H3ZM8 244H9V242H8ZM15 244V243H14ZM19 244V243H18ZM25 244V243H24ZM27 244V243H26ZM221 244V243H220ZM250 244V243H249ZM10 245V244H9ZM8 245V246H9ZM13 245V244H12ZM181 245H183V244H181ZM180 245V246H181ZM231 245V244H230ZM235 245H236V248H238L239 247V242H237V243H235ZM241 245V244H240ZM252 245V244H251ZM167 246L169 247V248H167ZM179 246V247H180ZM15 247V246H14ZM155 247V248H156ZM173 247V249L175 250V248ZM178 247V248H179ZM249 247V246H248ZM8 248V247H7ZM10 248H12V247H9V249ZM16 248V247H15ZM18 248V247H17ZM181 248V247H180ZM225 248V247H224ZM240 248V247H239ZM238 248V249H239ZM151 249V248H150ZM163 249V250H164ZM184 248H182V250H183ZM235 249V248H234ZM5 250V249H4ZM154 250V249H153ZM176 250H178L177 248H176ZM249 250V249H248ZM151 251V250H150ZM159 251V250H158ZM236 251H238L237 249H236ZM260 251V247H258V246H251V249H250V252H248L247 254L245 253V254H243L244 255V264H259L258 263V259L259 258H255V253H257V252H259ZM149 252V251H148ZM147 252V253H148ZM166 252V251H165ZM225 252H227V251H225ZM233 253V252H232ZM231 253V254H232ZM227 255V254H226ZM221 256V255H220ZM25 257V256H24ZM149 257V256H148ZM147 257V258H148ZM230 257V256H229ZM19 259H20V257H19ZM151 260V259H150ZM233 260V259H232ZM137 261V260H136ZM147 261V260H146ZM169 262V261H168ZM229 262V261H228ZM238 262V261H237ZM134 263V262H133ZM144 263V262H143ZM261 263V262H260ZM136 264H139V263H136Z\"/></svg>", "mask_w": 264, "mask_h": 264}, {"label": "water", "instance_id": "obj_3", "mask_svg": "<svg viewBox=\"0 0 264 264\" xmlns=\"http://www.w3.org/2000/svg\"><path fill=\"white\" fill-rule=\"evenodd\" d=\"M38 187L35 185H25L23 188L22 203L25 206H35L38 199Z\"/></svg>", "mask_w": 264, "mask_h": 264}, {"label": "built area", "instance_id": "obj_4", "mask_svg": "<svg viewBox=\"0 0 264 264\" xmlns=\"http://www.w3.org/2000/svg\"><path fill=\"white\" fill-rule=\"evenodd\" d=\"M13 214H17V211L16 210H13Z\"/></svg>", "mask_w": 264, "mask_h": 264}]
</instances>
